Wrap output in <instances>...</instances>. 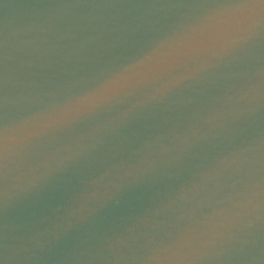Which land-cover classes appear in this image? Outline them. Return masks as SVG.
<instances>
[{
  "label": "water",
  "instance_id": "95a60500",
  "mask_svg": "<svg viewBox=\"0 0 264 264\" xmlns=\"http://www.w3.org/2000/svg\"><path fill=\"white\" fill-rule=\"evenodd\" d=\"M197 3L0 0L5 264H264V29Z\"/></svg>",
  "mask_w": 264,
  "mask_h": 264
},
{
  "label": "snow or ice",
  "instance_id": "6c2138e0",
  "mask_svg": "<svg viewBox=\"0 0 264 264\" xmlns=\"http://www.w3.org/2000/svg\"><path fill=\"white\" fill-rule=\"evenodd\" d=\"M196 6L199 7H223L236 11L238 15L231 19L219 22L217 27H225L228 29L237 28L241 23L247 22L249 27L259 25L264 29V0H198ZM239 14H242L240 18ZM205 17L202 26L211 25L216 16ZM143 63V61H141ZM122 78L107 81L101 84L98 88L77 97L71 106L66 107L59 113L60 120L64 123H71L74 118L81 114H87L94 110L102 102L107 101L116 91L120 90L124 85L121 83ZM0 87H2V76H0ZM58 121L48 119L41 123L40 132L52 129ZM35 135V133H30ZM29 136H24L21 140H12V143H22L27 140ZM10 147V133L4 122V118L0 116V161L7 159V154ZM0 264H5L4 259L0 258Z\"/></svg>",
  "mask_w": 264,
  "mask_h": 264
}]
</instances>
